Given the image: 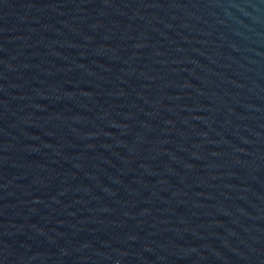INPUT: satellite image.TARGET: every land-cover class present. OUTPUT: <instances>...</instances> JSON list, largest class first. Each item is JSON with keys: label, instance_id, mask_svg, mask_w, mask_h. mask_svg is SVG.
Returning <instances> with one entry per match:
<instances>
[{"label": "water", "instance_id": "95a60500", "mask_svg": "<svg viewBox=\"0 0 264 264\" xmlns=\"http://www.w3.org/2000/svg\"><path fill=\"white\" fill-rule=\"evenodd\" d=\"M0 264H264V0H0Z\"/></svg>", "mask_w": 264, "mask_h": 264}]
</instances>
